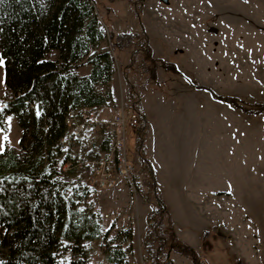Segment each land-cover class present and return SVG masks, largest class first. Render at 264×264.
<instances>
[{
	"label": "rangeland",
	"instance_id": "374dc122",
	"mask_svg": "<svg viewBox=\"0 0 264 264\" xmlns=\"http://www.w3.org/2000/svg\"><path fill=\"white\" fill-rule=\"evenodd\" d=\"M97 5L106 24L147 36L148 47L115 49L116 100L100 113L111 116L121 98L129 107L132 88L143 115L142 151L133 181L92 192L105 228L115 226L107 240L91 244L90 264H110L105 248L127 227L134 230L130 264L164 258L194 264L174 249L158 251L160 230L149 234V216L162 205L177 239L209 264H264V109L258 106L264 104V0H170L168 5L97 0ZM145 53L153 60L151 69L141 66ZM57 56L56 50L49 53ZM0 62L2 152L20 146L22 129L16 114L5 110L9 94L1 49ZM91 70L86 64L79 73ZM136 139L130 138L134 152ZM105 213L110 217L104 222ZM1 232L0 227V237Z\"/></svg>",
	"mask_w": 264,
	"mask_h": 264
},
{
	"label": "trees",
	"instance_id": "16d2710c",
	"mask_svg": "<svg viewBox=\"0 0 264 264\" xmlns=\"http://www.w3.org/2000/svg\"><path fill=\"white\" fill-rule=\"evenodd\" d=\"M131 46L147 48V36L117 32L99 15L97 0H0L5 110L16 114L22 129L20 146L0 152V264H90L91 244L111 235L115 224L105 228L90 200L97 190L84 180L91 168L86 160L109 151L110 137L101 151L90 146L96 136L78 137L73 148L61 139L69 135L67 118L74 110L114 102L115 49ZM53 50L55 59L49 57ZM150 57L143 55L142 67L152 68ZM86 64L92 70L81 75ZM227 101L241 106L237 98ZM128 102L138 107L132 88ZM149 221L150 235L160 230L158 251L174 249L194 264H209L177 239L164 205ZM133 238L132 227L114 236L115 245L105 248L110 264H130ZM159 263L170 264L166 258Z\"/></svg>",
	"mask_w": 264,
	"mask_h": 264
},
{
	"label": "built area",
	"instance_id": "2783aa9c",
	"mask_svg": "<svg viewBox=\"0 0 264 264\" xmlns=\"http://www.w3.org/2000/svg\"><path fill=\"white\" fill-rule=\"evenodd\" d=\"M101 109L74 110V118L67 123L69 135L61 139L63 147H77L78 137L96 136L90 146L103 150L102 143L110 137L109 151H102L100 158L87 159L90 171L84 180L88 186L99 191L117 185L120 181H133L137 175V156L142 151L141 111L134 106L120 105L109 117L101 115ZM137 136L136 152L130 147V138ZM134 154V158L131 157ZM136 156V157H135ZM67 166L65 167V169ZM110 215L105 213L103 221Z\"/></svg>",
	"mask_w": 264,
	"mask_h": 264
},
{
	"label": "bare ground",
	"instance_id": "6f19581e",
	"mask_svg": "<svg viewBox=\"0 0 264 264\" xmlns=\"http://www.w3.org/2000/svg\"><path fill=\"white\" fill-rule=\"evenodd\" d=\"M70 118H74V112H72V113L69 114V116H68V118H67V123L69 122V119H70Z\"/></svg>",
	"mask_w": 264,
	"mask_h": 264
},
{
	"label": "water",
	"instance_id": "95a60500",
	"mask_svg": "<svg viewBox=\"0 0 264 264\" xmlns=\"http://www.w3.org/2000/svg\"><path fill=\"white\" fill-rule=\"evenodd\" d=\"M164 4H170V0H161Z\"/></svg>",
	"mask_w": 264,
	"mask_h": 264
},
{
	"label": "crops",
	"instance_id": "0c3cea01",
	"mask_svg": "<svg viewBox=\"0 0 264 264\" xmlns=\"http://www.w3.org/2000/svg\"><path fill=\"white\" fill-rule=\"evenodd\" d=\"M114 97H115V93H114ZM115 100H116V97H115ZM121 100H122V102H121L119 105L124 104V102H123V98H121Z\"/></svg>",
	"mask_w": 264,
	"mask_h": 264
},
{
	"label": "snow or ice",
	"instance_id": "6c2138e0",
	"mask_svg": "<svg viewBox=\"0 0 264 264\" xmlns=\"http://www.w3.org/2000/svg\"><path fill=\"white\" fill-rule=\"evenodd\" d=\"M0 63H2V62H0ZM5 139H7V137H5Z\"/></svg>",
	"mask_w": 264,
	"mask_h": 264
}]
</instances>
